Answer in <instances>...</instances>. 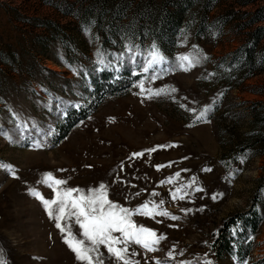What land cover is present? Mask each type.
Returning a JSON list of instances; mask_svg holds the SVG:
<instances>
[{
	"label": "rangeland",
	"instance_id": "1",
	"mask_svg": "<svg viewBox=\"0 0 264 264\" xmlns=\"http://www.w3.org/2000/svg\"><path fill=\"white\" fill-rule=\"evenodd\" d=\"M254 32L253 74L244 77L233 51ZM153 45L163 60L145 70ZM261 53L264 0H0L3 264H84L33 194L56 195L45 174L65 182L58 188L84 193L103 183L108 199L130 211L146 201L166 210L170 215L133 211L132 221L164 236L153 252L128 245L126 255L138 264L260 259ZM102 69L129 73L95 96L93 77ZM80 107L91 112L56 140ZM251 209L261 215L256 231L237 227L249 242L245 259L216 254L212 238L221 221ZM61 223L79 234L75 218ZM99 251L104 264H122L103 245Z\"/></svg>",
	"mask_w": 264,
	"mask_h": 264
},
{
	"label": "snow or ice",
	"instance_id": "2",
	"mask_svg": "<svg viewBox=\"0 0 264 264\" xmlns=\"http://www.w3.org/2000/svg\"><path fill=\"white\" fill-rule=\"evenodd\" d=\"M150 55L152 58L146 61L145 70L150 65L156 64L158 59L163 60L154 45ZM180 59L188 62L189 65L191 63L188 56H183ZM100 63H103L102 59ZM181 66L183 67L184 65L182 64ZM159 91L157 90V94H159ZM204 114L202 112L201 117ZM5 135L7 134L5 133ZM36 146L39 147V144ZM159 147L164 146L160 145ZM134 155H140V153H135ZM157 167L161 166L157 165ZM45 179L52 181L49 186L56 193L53 199H44L38 192L30 191H33V194L42 200L49 217L54 218L56 227L62 233H65L63 236L64 242L76 254L78 261H82L84 264H104L102 254L99 251L100 246L103 245L107 249L108 254L114 257L117 262L138 264L137 261L131 260L126 255L130 243L139 245L148 252H153L156 250L160 240L164 239L163 234L158 235L155 230L143 225H137L131 219L133 211L147 216L154 214L170 215L166 210H159L154 203L146 201L137 209L130 211L108 199L107 188L103 183L96 188H89L84 193L83 190L78 188L56 187L63 185L65 182L55 179L51 174H45ZM163 182L161 181V183ZM168 182L171 181L169 180ZM179 191L180 189H177L176 193ZM176 193H173L174 198ZM180 198L183 199L184 197L180 196ZM216 198L217 194L214 193L213 199ZM160 203L163 204V201H160ZM68 217L75 218V223L79 225L80 231L78 235L74 234L71 228L62 226L61 222ZM172 219H176V217H172ZM113 233H119V236L113 235ZM93 253H95V257ZM173 254V252L169 251L168 256L171 257ZM132 255L134 256L135 253L133 252ZM0 264H3L2 260H0ZM156 264H161V262L157 260ZM180 264H190V262L181 261ZM203 264H212V261L205 259ZM238 264H247V262H238Z\"/></svg>",
	"mask_w": 264,
	"mask_h": 264
},
{
	"label": "trees",
	"instance_id": "3",
	"mask_svg": "<svg viewBox=\"0 0 264 264\" xmlns=\"http://www.w3.org/2000/svg\"><path fill=\"white\" fill-rule=\"evenodd\" d=\"M257 38L258 35L254 32L248 43L240 45L233 51L234 62L238 64L240 68L243 66V70H246L245 72H247L244 74V77H248L253 74V72L250 71L253 68L251 54L255 51ZM263 54L264 53H261L262 57L260 59L264 57ZM128 73L129 72L122 71L118 74L107 69H102L97 76L93 77V94L98 96L99 91H102V95L107 94L108 90L115 87L113 83L119 78L116 76H125L128 75ZM90 112L91 111H89V108L87 107H80L71 111L70 115L60 126V134L56 140L63 138L74 122L85 118ZM260 221L261 215L255 209H251L241 215L231 216L222 220L212 238V246L214 247L216 254H231L234 255L238 261L244 260L249 251V242H245L238 234L237 227H243L247 232L252 233L256 231ZM234 232L235 234H233ZM251 264H264V255L260 259L252 261Z\"/></svg>",
	"mask_w": 264,
	"mask_h": 264
}]
</instances>
